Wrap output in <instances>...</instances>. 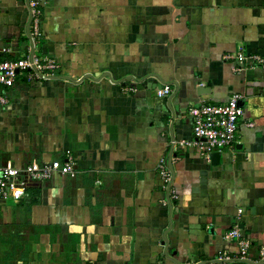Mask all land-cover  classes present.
Wrapping results in <instances>:
<instances>
[{"label": "crops", "instance_id": "crops-1", "mask_svg": "<svg viewBox=\"0 0 264 264\" xmlns=\"http://www.w3.org/2000/svg\"><path fill=\"white\" fill-rule=\"evenodd\" d=\"M41 5L33 45L28 0H0V45L9 58L54 59V76L71 81L19 77L5 89L0 167L70 160L76 173L0 198V264H218L219 253L264 264V69L224 58L264 59V0ZM234 94V147L207 157L172 145L193 138L189 107ZM233 227L251 243L246 260L224 238Z\"/></svg>", "mask_w": 264, "mask_h": 264}, {"label": "built area", "instance_id": "built-area-1", "mask_svg": "<svg viewBox=\"0 0 264 264\" xmlns=\"http://www.w3.org/2000/svg\"><path fill=\"white\" fill-rule=\"evenodd\" d=\"M42 0H28L30 11L31 41L41 36L40 17ZM240 51L226 55V59H234L238 63H246L251 67L264 69V59L258 54L245 55ZM10 48L0 45V105L7 102L5 89L11 88L19 77L27 82L35 80H48L54 76L59 65L49 57H41L33 53L21 58H9ZM238 71V69H235ZM171 93L168 85L157 90L158 97H165ZM239 95H232L222 104H201L191 106L188 114L192 122L193 138L172 142L173 146L180 148H197L202 155L209 156L214 152H221L224 149L234 147L238 124L243 117L244 111L239 106ZM252 126V124H249ZM159 170L165 184L170 182V171L165 159L159 162ZM75 170L70 160L61 162L53 160L42 164L30 163L21 169L0 167V198H11L14 202L21 200L24 196V181L38 182L51 179L55 174L74 176ZM225 240L235 241L238 251L236 257L242 260L248 259L251 243L241 235L240 229L233 227L224 235ZM231 256L226 253H219L215 262L222 264L231 261ZM258 261L264 263V247L258 250Z\"/></svg>", "mask_w": 264, "mask_h": 264}, {"label": "water", "instance_id": "water-1", "mask_svg": "<svg viewBox=\"0 0 264 264\" xmlns=\"http://www.w3.org/2000/svg\"><path fill=\"white\" fill-rule=\"evenodd\" d=\"M31 55H32V52H31L30 56H31ZM105 76L110 77L109 73H106ZM87 77H88V78H91V79L94 78L92 75H87ZM58 78H63V79H66V80L71 81L70 78H68V77H56V76H52V77H50V79H58ZM129 79H132V77H129ZM145 80H146V78H143V79H139V80H137V82L141 84V83H143ZM160 88H161V87H160ZM238 104H239V106H241L242 103H240V101H239ZM215 154H217V153H215ZM212 155H214V154H212ZM168 166H169V170L172 171L171 161H170V160H168ZM164 241H165L166 248H167L168 242H167V239H166L165 236H164Z\"/></svg>", "mask_w": 264, "mask_h": 264}]
</instances>
